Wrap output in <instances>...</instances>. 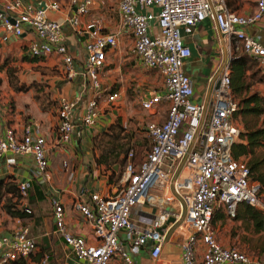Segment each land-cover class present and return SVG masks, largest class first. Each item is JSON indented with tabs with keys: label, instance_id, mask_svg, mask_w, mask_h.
<instances>
[{
	"label": "built area",
	"instance_id": "obj_1",
	"mask_svg": "<svg viewBox=\"0 0 264 264\" xmlns=\"http://www.w3.org/2000/svg\"><path fill=\"white\" fill-rule=\"evenodd\" d=\"M93 1L68 0L74 11L67 22L79 35L83 34L79 19L90 12ZM254 2L252 12L241 13L226 0H117L119 24L105 31L98 22L91 23L85 33V57L78 61L64 43L61 23L47 16L48 11L60 10L58 0H48L44 7L24 0L0 2L2 40L29 34L27 56L43 61L54 55L65 79L79 75L90 87L80 114L83 128H93L103 109L98 91L101 72L107 53L117 50L124 36L131 39L128 54L160 77L158 85L136 98L151 117L142 127L148 148L139 158L138 147L131 145L118 181L72 203L90 225V236L70 232L63 204L55 196L50 198L55 231L79 264H112L117 259L121 264H137L134 255L146 245L150 258L157 261L171 235L181 236L182 264L250 263L246 252L217 240L211 218L218 208L233 217L241 203L264 218V190L250 179L246 160L235 159L231 152L241 126L234 117L239 106L231 89L230 60L243 53L264 64V41L247 32L264 16V0ZM204 20L221 36L222 59L208 77L209 91L195 101L192 81L183 70L191 48L182 32L190 34ZM81 98L59 97L56 143L72 140ZM118 98V91L110 92L105 105L111 107ZM6 152L32 155V176L51 178L47 140L36 120L27 122L21 135L0 127V156ZM18 188L25 197L29 182H20ZM36 248L29 225L20 223L0 236V264L26 259ZM46 260L47 255L42 264Z\"/></svg>",
	"mask_w": 264,
	"mask_h": 264
},
{
	"label": "crops",
	"instance_id": "obj_2",
	"mask_svg": "<svg viewBox=\"0 0 264 264\" xmlns=\"http://www.w3.org/2000/svg\"><path fill=\"white\" fill-rule=\"evenodd\" d=\"M24 1L44 7L48 0ZM58 1L60 10L48 11L47 16L61 23L64 43L76 61L85 57V33L91 23L98 22L105 31H111L119 24L117 0H94L90 12L79 19V28L83 32L79 35L67 22L69 14L74 9L70 8L68 0ZM254 4V0L250 2L238 0L234 6L238 12L250 13L254 10ZM111 11H113V16H111ZM247 32L259 36L264 41V16L259 23L248 27ZM2 35L3 31L0 27V51L12 52L13 55L20 56L19 64L24 69L39 70L42 75L36 80L43 81V85L42 88L37 87L39 91H33L31 86L33 80L24 82L19 79L30 85L28 92H15L8 87L11 99H6L0 94V127L11 128L16 135H21L23 126L27 122L36 120L40 124L41 133L47 140L51 178L44 181L32 176L34 160L30 154L20 155L6 152L0 156V181L10 182L15 186H18L20 182H29L28 195L22 200V207H27L32 213L31 217L21 219L9 216L0 207V236L8 234L18 224L26 223L30 227V234L38 242H42L44 236L47 237L48 247L45 248L50 249V264H79V261L63 243L61 236L55 231L50 198L55 196L63 204L67 229L74 234L88 238L91 234L90 225L72 207V203L77 197L87 198L93 189H104L111 184L107 176L103 174L102 168L95 164L94 158L97 150L93 147L92 137L97 132L104 131L115 117L121 116L125 119L130 114L137 94L154 87L148 84L151 82L149 71H155L144 69L136 59L128 54L127 48L131 39L124 36L120 47L114 52L107 53L106 64L100 77L101 86L98 89L103 109L94 127L86 129L81 125L80 114L83 110V101L91 89L85 86L82 77L77 75L73 79H65L59 70L60 62L54 55L43 61L26 59L29 57L25 53L26 46L31 39L29 34H24L19 38L7 36L6 41L1 39ZM182 35L185 43L191 48V56L184 61L183 70L192 81L193 100L200 101L210 89L208 88L209 75L222 59L221 36L209 20L199 23L190 34L182 32ZM33 72L38 74L37 71ZM112 91H118L119 98L111 107H108L105 105V100ZM81 95L82 98L76 110V131L72 140L67 144L56 143L58 103L50 101L59 99L61 96L75 98ZM8 158H13L14 162L8 163ZM246 208L245 204H239L233 217L226 216L222 211V213L218 212L212 225L215 228L216 238L221 244L235 246L246 252L251 260L249 264H262L264 260V218L262 217L261 221L255 223L252 213ZM180 239V235H171L164 242L161 256L157 261L150 258L149 245L140 249L134 258L137 264H182ZM32 263L33 260L28 257L24 264ZM40 264H42L41 261ZM112 264L121 263L117 259Z\"/></svg>",
	"mask_w": 264,
	"mask_h": 264
},
{
	"label": "trees",
	"instance_id": "obj_3",
	"mask_svg": "<svg viewBox=\"0 0 264 264\" xmlns=\"http://www.w3.org/2000/svg\"><path fill=\"white\" fill-rule=\"evenodd\" d=\"M238 0H226L227 5L233 9L235 8V3ZM26 59L35 61L37 58L26 57ZM250 60L257 63V60L252 56L235 53L230 60V81L231 89L238 101L239 109L235 113L234 117L241 126L240 114H253L260 117V124L254 128L245 127V130H240L239 139L232 146V155L235 159L246 158V163L250 169V179L257 181L261 190H264V156L258 159L254 156V151L258 148L264 147V97L259 96L257 93L249 94L246 97L241 96L243 89L247 87L246 84V72L251 69ZM5 71L8 78L9 87L15 92H28L30 85H27L19 81L14 75V70L11 67H6V63H0V71ZM254 75V74H253ZM264 82V78H259ZM0 80V84H1ZM36 87L37 85L34 83ZM32 87L33 84H31ZM118 121H112L104 131L97 132L92 137L93 147L97 150L100 148V152L95 156L96 166L102 168L103 174L107 176L108 182H111L114 175H117L112 167L117 163L119 156L122 153L125 142H122V136L119 135V129H117ZM106 136V145H101V139ZM148 148V144H147ZM122 173H120L121 177ZM119 177V178H120ZM10 194V195H9ZM28 195V190H27ZM27 195L25 197H27ZM19 193L18 186L10 182L4 183L0 181V207L11 217H19L21 219L28 218L32 216L31 211L27 207H22V200L25 199ZM243 204V203H241ZM246 205V204H245ZM246 210L252 213V217L255 223H258L262 219L261 213L246 205ZM223 212L222 208H218L213 212L211 222L218 212ZM221 212V213H222ZM224 213V212H223ZM55 227V226H54ZM36 250L29 257L33 260L32 264H40V261L47 254V260L45 264H50V249L45 248L43 242H38L36 240ZM13 264H24L26 259H18L12 262Z\"/></svg>",
	"mask_w": 264,
	"mask_h": 264
},
{
	"label": "rangeland",
	"instance_id": "obj_4",
	"mask_svg": "<svg viewBox=\"0 0 264 264\" xmlns=\"http://www.w3.org/2000/svg\"><path fill=\"white\" fill-rule=\"evenodd\" d=\"M250 2V0H246ZM111 16H113V11H111ZM20 56L13 55L12 52H2L0 51V63H6V67H11L12 70H14L15 77L19 80H24V82H31L33 84V91H39L40 89L34 85L36 83L37 85H40L39 87L42 88V82L43 81H37L36 79H39L41 77V72L39 70H32V69H24L19 64ZM251 69H248L246 72V84L247 87L243 89L241 96L246 97L249 94L257 93L259 96L264 97V82H262L259 78H264V64H261L259 61L257 63H254L250 60ZM33 71H37L38 74H35ZM151 82L148 84L155 86L156 83L158 84L160 82L159 76L153 72L149 71ZM53 74V73H52ZM254 74V75H253ZM0 80L3 81L0 84V94H2L3 97L6 99H11V94H9V85H8V78L5 71H0ZM43 80V79H40ZM145 88V86H143ZM22 93H24L22 91ZM8 94V95H7ZM24 95V94H23ZM54 100V101H53ZM57 100V101H56ZM50 102H57L58 99H52ZM134 109V110H133ZM132 111L130 114L125 118L122 119L121 116H117L114 118L113 121H118L119 124H117V129H119V135L122 136V142H125L123 150L121 155L119 156L117 163L113 165V169L117 171V175H114L113 180L118 181L120 177V173L123 171V164H124V156L127 149L134 145L138 147L137 149V156L139 158L141 157V154L144 153V151L147 148L148 139L145 136L144 130H143V124L147 120H150L151 117L147 114V112L140 109L139 104L135 102L133 105ZM240 120H241V128L242 130H245V127L254 128L260 124V117H257L253 114H240ZM106 136L101 139V145H106ZM100 152V148L97 149V153ZM254 156H256L258 159H261L264 156V147L258 148L254 151ZM248 157L243 158L248 159ZM112 180V181H113Z\"/></svg>",
	"mask_w": 264,
	"mask_h": 264
},
{
	"label": "water",
	"instance_id": "obj_5",
	"mask_svg": "<svg viewBox=\"0 0 264 264\" xmlns=\"http://www.w3.org/2000/svg\"><path fill=\"white\" fill-rule=\"evenodd\" d=\"M41 7H43V5H41ZM42 242L44 243V246H45V247H48L47 237H46V236H44V237L42 238Z\"/></svg>",
	"mask_w": 264,
	"mask_h": 264
}]
</instances>
